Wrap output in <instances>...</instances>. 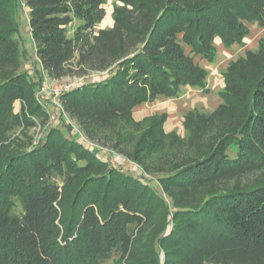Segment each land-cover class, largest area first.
Returning a JSON list of instances; mask_svg holds the SVG:
<instances>
[{"label": "trees", "instance_id": "1", "mask_svg": "<svg viewBox=\"0 0 264 264\" xmlns=\"http://www.w3.org/2000/svg\"><path fill=\"white\" fill-rule=\"evenodd\" d=\"M118 1L98 28L106 0H0V264H159L156 247L164 264H264V34L221 72L217 107L184 115L187 137L171 150L163 116L137 140L145 120L133 119L143 102L205 89L196 56L213 60L216 38L229 48L264 27V0ZM88 73L104 76L60 101L89 145L56 124L33 143L29 131L50 120L41 79ZM101 146L157 175L160 190Z\"/></svg>", "mask_w": 264, "mask_h": 264}, {"label": "rangeland", "instance_id": "2", "mask_svg": "<svg viewBox=\"0 0 264 264\" xmlns=\"http://www.w3.org/2000/svg\"><path fill=\"white\" fill-rule=\"evenodd\" d=\"M114 4H119L118 0H106L105 4V17L98 24V28H106L112 25V9ZM20 25H21V40L24 45L25 59L23 62V68L34 74L35 69L39 70V64L33 52V44L31 42V36L28 29V8L22 5L20 11ZM250 32L243 39V44H233L231 47H224L218 38L215 39L216 54L213 60H207L196 56L195 60L208 71V77L205 83V89L184 87L180 90L179 95L175 98H166L159 96L152 101H146L134 108L133 119L135 121L145 120L141 131L134 133L136 140L139 138L142 132L147 130L148 125L154 119H159L163 116L161 129L166 135L167 150H171L170 142L176 141L181 138L187 137V130L183 126L184 115L193 109L198 111H212L220 102L218 91L223 87V77L221 72L225 69L227 63L231 59H235L241 55L247 48H255L258 43V39L264 34V27H259L256 24L249 25ZM104 76L101 73H88L83 76L66 77L57 82V84L65 86H76L85 82L95 81ZM44 78V77H43ZM51 82V81H50ZM54 84L53 82H51ZM19 104L15 103V110H18ZM50 113V120L45 126H37L29 131V135L33 138V143L39 140L43 135L46 128L52 124L58 125L64 130L66 135L78 139L84 144L89 143L82 136L78 125L74 120L70 119L66 114L58 111V108L52 106L47 107ZM99 155L103 160H107L110 165L117 166L125 172H129L134 176H144L149 184L154 186L157 190H160L156 182V176L153 173H142L138 165L128 158L120 155L116 151L101 146ZM158 153L151 155V158L155 159ZM171 218V217H170ZM169 218V219H170ZM170 228V226H169ZM158 251L159 264H164V255L160 247H156ZM147 262V261H145ZM104 264H115L114 259L111 258Z\"/></svg>", "mask_w": 264, "mask_h": 264}, {"label": "built area", "instance_id": "3", "mask_svg": "<svg viewBox=\"0 0 264 264\" xmlns=\"http://www.w3.org/2000/svg\"><path fill=\"white\" fill-rule=\"evenodd\" d=\"M57 82L59 81H52L47 77L42 78L37 88L36 97L38 101L45 106L58 108L59 112L65 114L61 105L60 97L64 94V92L70 90L73 86H63L61 84H57Z\"/></svg>", "mask_w": 264, "mask_h": 264}, {"label": "crops", "instance_id": "4", "mask_svg": "<svg viewBox=\"0 0 264 264\" xmlns=\"http://www.w3.org/2000/svg\"><path fill=\"white\" fill-rule=\"evenodd\" d=\"M220 41V40H219Z\"/></svg>", "mask_w": 264, "mask_h": 264}]
</instances>
